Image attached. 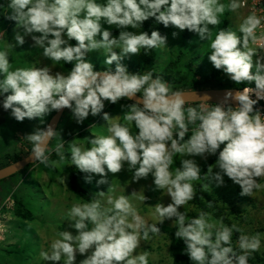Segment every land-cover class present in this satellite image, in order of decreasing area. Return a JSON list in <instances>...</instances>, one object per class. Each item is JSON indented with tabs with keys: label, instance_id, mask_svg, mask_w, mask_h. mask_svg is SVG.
Here are the masks:
<instances>
[{
	"label": "clouds",
	"instance_id": "clouds-1",
	"mask_svg": "<svg viewBox=\"0 0 264 264\" xmlns=\"http://www.w3.org/2000/svg\"><path fill=\"white\" fill-rule=\"evenodd\" d=\"M9 19L22 29L15 35V45L23 46L31 37L34 46L42 49L43 58L52 62L71 64L65 75L53 72L46 64L34 68L10 71L7 51H0V97L2 107L18 122L25 118H43L52 111L70 109L77 124L90 115L113 120L105 112V102L120 104L128 124L111 123L108 135L93 136L92 145L82 149L71 145V160L76 169L85 173V183L95 177L97 186L109 183V173H119L125 165L132 180L140 181L151 175L156 190L166 191L171 202L157 203L155 213L159 223L172 220L178 224L175 236L185 244L184 252L193 264H248L249 253L260 248L259 236L239 237L242 254L231 247L235 225L215 232L201 212L186 223L181 206L193 199L190 181L197 180L201 168L194 157L216 156L210 166L208 181L216 187L225 184V177L241 188V195L250 196L260 187L257 178L264 177V115L254 108L264 100V56L249 47L255 41L261 18L247 16L235 31L221 29L214 39L209 27L220 23L225 10L218 0H8ZM243 0H230L229 9L236 11ZM154 19L165 28L188 30L201 41H210L208 60L235 83L254 82L255 87L242 91H226L211 108L185 109L186 97L208 101L207 94L169 91L160 77L152 73L130 72L123 63L132 55L167 46V36L159 30L143 29L145 21ZM107 26V27H105ZM113 26L119 30L113 35ZM5 33L0 32V36ZM173 37L178 32L172 33ZM75 41V43H73ZM105 49L104 63L115 65L111 70H97L87 59L89 52ZM114 49H119L118 51ZM255 56V61L253 57ZM255 68V72L252 69ZM142 91V96L137 95ZM7 94V95H5ZM255 95L256 99L252 96ZM237 105L231 110L229 105ZM233 107V106H232ZM256 113V115H253ZM199 122L190 136L188 125ZM135 132L129 125H133ZM48 125L26 136L32 144L28 159L47 165L48 143L55 135ZM223 145V148H221ZM63 145H58L59 153ZM184 157L175 174L170 171L173 155ZM213 168L218 171L213 172ZM102 192V191H101ZM112 207L105 211L99 200L73 205L69 210V227L75 229L57 233L47 251L41 252L44 262L76 264L77 254L85 256L80 264H148V255H134L140 242V230L145 238L159 234L157 223L146 224L126 196L109 198ZM89 224L91 227L89 228Z\"/></svg>",
	"mask_w": 264,
	"mask_h": 264
},
{
	"label": "rangeland",
	"instance_id": "rangeland-1",
	"mask_svg": "<svg viewBox=\"0 0 264 264\" xmlns=\"http://www.w3.org/2000/svg\"><path fill=\"white\" fill-rule=\"evenodd\" d=\"M97 2L103 3L104 0H97ZM218 2L224 5L225 10L219 15L220 23L209 26L212 30V38L214 39L221 29L235 31L239 35V26L248 16L247 12L242 7L231 11L229 9L230 0H218ZM7 4L8 0H0V32L5 33L0 36V51L8 52L10 71L17 68L41 67L46 64L53 72L60 71L66 75L72 65L63 62L56 63L43 58V50L34 46L31 37L25 38L26 43L23 46H11L16 44V32H22V29L14 20L9 19L11 10ZM112 30L113 35L119 34L115 26ZM142 30L133 29V31ZM173 32H178V35L173 37ZM186 33L189 31H180L171 26L165 32L167 46L157 48L158 56L154 63L155 74L165 72L175 79H181L182 84H185V90L220 88L216 84L212 86L206 84L207 76L214 69L208 60V54L211 51L210 41H201L199 36L192 32L189 33L191 37L187 39ZM249 47L257 55L253 41H250ZM107 55V51L101 48L89 52L87 59L93 62L96 69H114V64L111 66L104 63ZM144 57L145 53L141 49L140 54L132 55L123 63L130 72L135 73L134 71L143 68ZM253 59L255 61V56ZM252 71L255 72V68ZM169 91L171 93L173 89L169 87ZM138 94L142 96V91ZM124 103L130 104L129 101L123 99L115 105L105 102L104 111L114 119L106 122L101 114L86 128L83 137L72 136L68 139H61L58 129L45 153L48 157L47 165L38 162L15 176L0 181V264H52V262L43 261L41 252L50 248L53 240L57 238V233L68 230L75 234V229L69 227L71 218L68 213L71 207L74 204L82 205L95 199L99 200L103 209L107 211L112 207L108 204L109 198L114 200L120 196L128 198L146 224L157 223L160 228L159 234L154 235L149 232L147 238L143 235V229L140 230V242L134 255L147 253L148 264H174L171 244L173 231L178 228V224L173 223L175 218L159 223L160 217L155 213L154 206L157 203L166 206L171 202V198L166 195V191L162 193L161 190L155 189L151 175L138 182L133 181L132 172L125 165L119 173H109L108 184L97 186L98 177H95L91 183H85L86 174L76 169L71 160L72 144L88 149L92 146L89 142L90 138L108 135L107 128L111 123H129L124 118L127 110L123 112L120 108V104ZM184 107L185 109L195 107L198 111L201 108H210L206 103L185 104ZM53 112L42 119L25 118L23 122H18L10 115L9 110L6 124L0 127V168L25 158L31 153L32 144L26 136L37 128L44 129ZM70 112V109H67L65 114L68 115ZM129 126L133 132L136 131L134 124ZM196 127L195 123L188 125L189 136ZM58 145H63L59 153L56 151ZM184 158L187 157L179 153L173 155V163L170 166L173 175ZM194 159L201 168V174L199 179L190 181L194 189L193 199L181 206L179 210L183 211L187 218L190 214L206 213L208 222L213 225L211 229L213 239L217 230L235 225L231 247L237 255L242 254L239 248L241 235L259 236L260 248L249 253V259H252L254 263L248 262V264H264V179L257 178L260 187L254 189L250 196H242L240 186L227 177H225V184L221 187L209 183V167L215 164L216 156H208L207 159L197 156ZM71 168L78 173L79 185L92 194L89 200H84L71 191L69 183ZM215 171L218 169L213 168V172ZM18 201L22 204L21 206L18 205ZM22 209L32 213L31 220L17 216L16 211ZM90 227L91 224H89ZM84 258L85 256L77 254L76 264H80ZM181 264H193V262L188 257V260L182 261Z\"/></svg>",
	"mask_w": 264,
	"mask_h": 264
},
{
	"label": "trees",
	"instance_id": "trees-1",
	"mask_svg": "<svg viewBox=\"0 0 264 264\" xmlns=\"http://www.w3.org/2000/svg\"><path fill=\"white\" fill-rule=\"evenodd\" d=\"M169 29L165 28L162 24H157L155 23L154 19H149L148 21L144 22L143 25V31H148L149 34L153 30H159L162 35H165V32ZM190 33V32H189ZM189 33H186V38L189 39L191 36ZM191 34V33H190ZM143 51H145L143 49ZM157 48H153L147 51V54H145L144 57V66L141 70H136L134 71L135 73L138 72L139 75H144L147 73H152L153 79L156 77H160L163 82H165L169 87L173 89V92H181L185 91V84H182V80L180 79H175L174 77L167 75L165 72L160 73V74H155L154 70V63L157 60ZM101 71H106V69H97ZM206 84H209L212 86L213 84H216L220 88H234V89H242L244 87H255L254 82H242V83H235L231 81L222 71L213 69L211 73L207 76L206 78ZM214 88V87H210ZM170 93V94H171ZM130 102V101H129ZM132 103V102H130ZM210 108L214 107V104H209ZM233 106V105H232ZM229 105L228 107L231 110H236L234 109V106L232 107ZM264 106V101L260 100L256 105H254L255 109H258L259 107ZM56 111L53 112V114L50 116L51 117L54 115ZM256 113H253L255 115ZM98 116L93 117L89 116L82 124H77L74 117L72 116V113L70 112L68 115L64 114V117L59 125V130H60V138L61 139H68L72 136L76 137H83L85 135V130L86 128L93 122L94 119H96ZM199 122H196V126L198 127ZM189 136L186 135L185 139H187ZM4 181V180H3ZM69 183L71 187V191L81 197L84 200H89L92 197V194L87 191L86 189L82 188L79 185L78 182V173L75 169L71 168L70 173H69ZM18 205L21 206L22 204L18 201ZM17 216L25 219V220H31L33 215L30 211L26 210H18L16 211ZM188 216V215H186ZM199 215L196 214H190L189 218L186 217V223L189 222L191 219L198 217ZM178 228H176L173 231L172 234V255L174 258V264H181L182 261H187L188 260V255L184 252L185 249V244L182 239H179L178 237L175 236V232L177 231ZM261 260V259H260ZM248 262L254 263L252 259L248 258Z\"/></svg>",
	"mask_w": 264,
	"mask_h": 264
},
{
	"label": "water",
	"instance_id": "water-1",
	"mask_svg": "<svg viewBox=\"0 0 264 264\" xmlns=\"http://www.w3.org/2000/svg\"><path fill=\"white\" fill-rule=\"evenodd\" d=\"M229 90L235 92V91H242L243 88L242 89L209 88V89L185 90V91H181V92H185V93H193V92H195V93H197V94H199L201 96L207 94L208 96L211 97V99L208 101L209 103H207V102H204V101H196V100H194L195 97L188 96V97H186V99H188V102L186 104H200V103L213 104V103L219 102L223 98L225 92L229 91ZM137 95H139V94H137ZM252 98L256 99L255 95H253ZM2 101H3V97H0V127H2L3 125L6 124L7 115L9 114V111H5L3 109ZM130 102H132V101H130ZM233 106H235V104H233ZM66 110H67V108L62 109L60 111H56L54 113V115L51 117V119L48 122V124L46 125V127L48 125H52L53 128L56 130L55 134H56V132H57V130L59 128V125H60V123H61V121H62V119L64 117V114L66 113ZM53 138H54V136H53ZM52 139L49 141L48 147H49ZM28 156L25 157V158H22V159L14 162V163L8 165V166L0 168V181L9 179L10 177L15 176L17 173L21 172L22 170H24L25 168L29 167L30 165H34V164L38 163V162L32 163L28 159Z\"/></svg>",
	"mask_w": 264,
	"mask_h": 264
},
{
	"label": "built area",
	"instance_id": "built-area-1",
	"mask_svg": "<svg viewBox=\"0 0 264 264\" xmlns=\"http://www.w3.org/2000/svg\"><path fill=\"white\" fill-rule=\"evenodd\" d=\"M242 8L249 15H255L261 18V26L256 30L257 39L253 41L257 55L264 56V0H243ZM260 113L264 115V106L258 108ZM256 115V114H255ZM264 179V177H261Z\"/></svg>",
	"mask_w": 264,
	"mask_h": 264
},
{
	"label": "flooded vegetation",
	"instance_id": "flooded-vegetation-1",
	"mask_svg": "<svg viewBox=\"0 0 264 264\" xmlns=\"http://www.w3.org/2000/svg\"><path fill=\"white\" fill-rule=\"evenodd\" d=\"M1 78V77H0ZM6 95V94H5ZM8 116H9V114L7 115V119H8Z\"/></svg>",
	"mask_w": 264,
	"mask_h": 264
},
{
	"label": "crops",
	"instance_id": "crops-1",
	"mask_svg": "<svg viewBox=\"0 0 264 264\" xmlns=\"http://www.w3.org/2000/svg\"><path fill=\"white\" fill-rule=\"evenodd\" d=\"M195 126H196V123H195ZM189 133V132H188Z\"/></svg>",
	"mask_w": 264,
	"mask_h": 264
}]
</instances>
